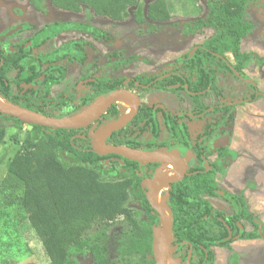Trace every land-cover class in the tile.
Masks as SVG:
<instances>
[{
	"label": "trees",
	"instance_id": "obj_1",
	"mask_svg": "<svg viewBox=\"0 0 264 264\" xmlns=\"http://www.w3.org/2000/svg\"><path fill=\"white\" fill-rule=\"evenodd\" d=\"M28 1L31 9L42 16L48 11V4L56 10L72 14H78L82 8H86L94 16L105 18L113 24L123 22L131 15L134 24L157 30L166 27L178 10L189 16L188 7L195 0H152L148 4L138 0ZM251 1L255 3L256 0H206L205 14L200 16L192 8L189 12L195 15V20L184 22L180 26L181 34L189 37L203 28H211L213 34L198 51L215 53L222 60L227 58L228 53L234 61L231 64L227 60L229 66L219 57L207 58L220 61L226 73H230V69L241 72L242 62L250 57L241 51V44L252 32V26L244 21L245 11ZM38 30L37 45L46 48L48 62L51 61L50 53H66L70 61L78 64L90 60L94 50L85 42H70L54 48L52 39L64 31L88 32L96 38L114 42L109 31L87 20L53 21ZM23 32L24 26L21 29V33ZM2 56L5 57L2 62L0 60V100L34 113L48 114L41 107L42 103L45 104L50 99L40 89L41 86H46L44 89L48 90L49 86L55 85L58 82V73L49 71L46 63V70L42 72L45 80L36 81V90L23 91L20 87H11L8 77L9 66L13 58L17 57L12 53ZM137 60L135 55L127 56L122 48H118L102 58V64L113 74ZM204 60L200 61L203 64L202 69L206 70L208 60ZM260 63L263 64V61ZM26 66V63H22V68H27ZM34 78L38 80L37 73ZM122 81V77H119V82H112L109 87L100 89V92L89 99L88 106L91 107L90 104L100 94L123 87ZM133 85L130 82V86ZM0 118L12 122L16 129L22 127L20 120L2 114ZM73 133L72 130L32 126L25 132L20 149L8 167L9 178L21 187L20 203L28 227L45 255L46 264H79L80 258L91 259L92 264H106L108 232L120 218L129 230L124 233V239L115 246V256L136 255L145 258L152 255L154 247L151 246V229L139 220L138 211L127 206L129 190L139 189V182L143 179L139 173L143 169L137 166V162L125 161L128 164L121 168L127 169L129 175L120 174L116 169L109 170L101 164L100 157L76 145L72 138ZM5 135V127L0 125V144ZM63 153L69 154L70 162L62 159ZM195 168L196 166L190 168L182 180L171 184L168 195L163 198L173 237L176 243H230L227 233L228 230L232 233L237 230L234 221L227 220L209 202L210 198L218 197L217 190L220 188L215 178L217 173L223 172V168L217 162L211 165L210 170L204 167ZM225 195L233 209L234 219L240 224L243 221L254 224V217L249 213L242 193L231 195L225 192ZM142 206L152 224H158L156 213L144 199ZM94 225L101 226L95 233H90ZM252 235L240 234L239 238L258 237L256 231Z\"/></svg>",
	"mask_w": 264,
	"mask_h": 264
},
{
	"label": "flooded vegetation",
	"instance_id": "obj_2",
	"mask_svg": "<svg viewBox=\"0 0 264 264\" xmlns=\"http://www.w3.org/2000/svg\"><path fill=\"white\" fill-rule=\"evenodd\" d=\"M191 5L195 6V1ZM205 11L206 8L204 12ZM198 12L200 14V11ZM18 14H20V12ZM39 16L43 17L42 15ZM43 25L37 28L30 22H20L11 27V29L1 31L0 60L2 62L3 57H5L2 55L9 53L15 54L17 59L13 58V61L9 66V82L11 83V87H20L23 91L30 89L36 90V87H38L37 83L45 80L42 72L46 70L47 66L49 67V71L57 72L58 82L53 86H49L48 90L46 89V93H44V91H46L44 87L46 86H41V93L45 95L48 94L47 97L50 99L45 104L42 103L41 109L48 113L44 115L52 118H72L73 115L78 114L80 110L89 107L87 104L89 99H91L96 93L100 92V89L109 87L113 84L112 82H119V77L122 76H112L113 74H110L109 69L102 64V58L113 53L120 47L116 46L115 38L112 43L108 40L96 38L88 32L68 30L59 33L52 39L54 48H59L70 42H85L86 44H90L94 50L90 60L78 64L77 62L70 61L69 56L66 53H58V55H56V53H50L51 61L48 62V54L45 51L46 48L40 44L37 45L39 41L37 32ZM23 26L24 32L21 33ZM67 32L87 35L89 39H72L56 45L55 39ZM182 36L184 39H188L191 35L189 37ZM259 37H261V39L264 37V31L260 32ZM209 38L194 45L191 50L176 58L178 62L177 66L167 68L161 73L156 71L151 74L137 75L133 78L122 77L123 81L121 83L123 87L106 92L103 95L100 94L99 97L90 104L92 106L97 99L101 97L103 98L109 93L117 90H125L126 92L135 95L138 99L135 114L123 127L112 131L111 134L104 139L105 145L132 148L146 152H174L186 165V173L184 177L188 174V170L194 168V166H196L195 169L204 167L206 170H210L211 165L216 162L223 168V172L221 171L217 173V176H224L226 174V169L234 158V151L229 149L228 145L232 135L231 126H233L237 118L235 107L237 105H251L255 103L258 99L264 97V92L258 90L257 87H255V83L252 82L243 72L252 60H256L257 58L255 53L248 52L247 54L250 55V57L242 62L241 72H236L235 70L230 69L231 74L228 73L232 77L234 76L236 81L243 83L244 87L247 88V90L243 88L244 90L241 97H232L233 94L240 90V87H228L227 79L223 77L222 74L225 70L222 68L220 61L208 59L211 56H215L222 60V57L219 55L217 56L212 52L198 51V48L202 47L203 43ZM94 43L105 45L109 49L112 47V50H108L98 57L97 47ZM62 57H64V60H61ZM201 59H205L204 61L208 60L206 70L202 69L203 64L200 61ZM257 59H260V57ZM222 61L226 62V65L229 66L227 64V58ZM22 63H26L28 69L22 68ZM263 65L264 64H262L261 67ZM55 67L58 69H54ZM79 68L81 69V73H79ZM73 70L78 71L80 74L76 77L74 82L69 81V74ZM36 73L38 80L34 78V74ZM217 80L221 81V84L225 87H218ZM36 81L38 82L36 83ZM130 82H133L134 85L130 86ZM126 85L127 87H125ZM57 87H60L61 89L58 90L56 94L52 95L51 90ZM81 87H83L82 91L80 90ZM224 95H230L231 98L223 100ZM120 107L119 104L113 103L87 126L70 129L74 131L72 138L76 145L83 150L93 152V137L103 128L121 119V116H123L122 114L125 112V108L123 109L124 112L121 113ZM201 119H210V121L202 128L201 132H198L196 136L191 137L188 131V124L195 121L198 126ZM90 132L93 134L92 137L89 136ZM97 156L100 157L99 161L101 164H104L105 167L109 168L111 171L115 169L118 170L121 166L128 164L125 163V161H134L113 154ZM62 159L66 162H70L69 154L63 153ZM134 162H137V166L143 169V171L139 173V176L143 177V179L139 182L138 190L130 188L129 198L130 195H133L138 199L137 202L140 209L133 210L138 211L139 220L143 221L147 227L151 229V246L153 247V230L154 228L158 230V236L161 226L158 214L147 201L146 193L151 186V182L155 180L153 178L154 172L163 166V164ZM149 164L154 165L150 166ZM166 165L171 167L174 166L171 164ZM121 169L123 170V173L119 172L120 174H130L127 169ZM217 176L215 180L217 179ZM169 186L167 191L163 192L162 196L164 199L168 195ZM219 188L220 189L217 190L218 197L210 199L221 200L226 206L225 210L227 211L214 209L220 214H223L227 220L234 221L237 230L234 233L228 230L227 233V240H230L231 242L226 243L225 245L221 243H186L184 241L176 243L172 231V242L168 249L165 264H222L221 257L223 253L226 254L225 262L223 264H243L245 260H247L248 264H252L249 261L252 257L245 255V253L241 251H237L234 249L233 245L235 244L234 242L238 241L245 242L246 244L255 241L264 242L263 221L257 215L252 214L254 217L252 222H254V224H248L243 221L251 226V231H246L244 228L245 225H243V223L240 224L234 219V216L232 215L233 209L225 198V192L231 195H235V193H230L222 189L220 186ZM143 199L146 200L151 209L156 213L158 224H152L151 218L146 215L142 206ZM128 208L130 207L128 206ZM141 215L145 216L147 220L141 219ZM254 231H256V234L258 235L257 238H239L240 234L253 236L252 234ZM160 235H162V233ZM159 245L160 247L162 246L161 243H159ZM106 264L156 263L154 253L152 252V255H147L145 258L136 255L119 257L114 255L113 257L108 256V262Z\"/></svg>",
	"mask_w": 264,
	"mask_h": 264
},
{
	"label": "rangeland",
	"instance_id": "obj_3",
	"mask_svg": "<svg viewBox=\"0 0 264 264\" xmlns=\"http://www.w3.org/2000/svg\"><path fill=\"white\" fill-rule=\"evenodd\" d=\"M143 1L148 4L152 0H138V2ZM205 1L195 0L197 6L190 5L188 7L189 16L178 10L170 22L165 25L166 27L151 30L144 25L134 24L131 15L125 21L113 24L104 18L94 16L86 8H82L78 14H72L56 10L48 4L47 13L40 17L31 9L28 0H0V32L11 29L20 22H30L38 28L53 21L87 20L109 31L116 40V46L123 48L125 55H135L139 58L127 68L112 75L133 78L137 75L151 74L156 71L161 73L167 68L177 66L176 58L191 50L194 45L211 37L213 31L209 28L200 30L188 39H184L180 33V26L184 22L195 20V15L189 12L192 7L200 11V16L204 15ZM19 12L20 14H18ZM244 21L252 26V32L242 40L241 51L243 53L253 52L260 59L252 60L243 72L255 83L258 90L264 92V65L261 67L262 64L260 63L261 60H264V37L262 39L259 37L260 32L264 31L263 0H256L255 3L251 1L250 6L245 11ZM72 39L88 40L89 38L87 35L67 32L56 38L55 42L56 45H59ZM94 45L97 47L98 57L104 52L112 50V47L109 49L99 43H94ZM226 57L231 64H234L230 54L227 53ZM79 73H81L80 68ZM79 73L75 70L71 71L69 81L74 82L76 77L80 75ZM222 74L227 79L228 87H240V90L232 97H241L243 90H247L244 84L236 81L234 76L232 77L225 71ZM217 83L218 87H225L221 81L217 80ZM60 89V87L53 88L51 90L52 95ZM80 90L82 91L83 87ZM230 98V95H224L223 100ZM120 106V111L123 113L125 107ZM86 110L84 108L78 114ZM235 111L237 118L231 126L232 135L228 145V148L234 151H231L234 158L228 165L226 174L224 176L218 175L216 181L222 189L230 193H242L249 212L257 215L264 224V97L251 105H237ZM78 114L73 115V117ZM209 121L210 119H201L198 126L195 121L188 124L190 136H196ZM0 125H4L6 130V135L0 144V264H46L45 255L33 232L28 227L26 215L20 203L21 187L8 176L9 164L19 151L27 131L26 124L22 122L21 129H16L12 122L0 118ZM170 167L169 165L161 166L154 172L153 178L156 179V177L165 174ZM118 171L123 173L121 168ZM167 189L168 187H165L156 194L159 204L162 206V195ZM137 200L136 196L130 195L128 206L132 209H140ZM209 201L215 209L225 210L226 206L221 200L209 199ZM141 219L147 220L143 215H141ZM242 223L245 225L246 231H251L250 225ZM100 226L94 225L90 233H95ZM126 230L128 228L121 219H118L110 228L107 240L109 257L115 256V246L124 239ZM157 232L158 230L154 228L153 237L158 234ZM234 243V249L252 257L249 260L252 264H264V242L255 241L246 244L238 241ZM225 255L223 253L221 257L222 264L225 262ZM79 264H92V260L80 258ZM243 264H248L247 260Z\"/></svg>",
	"mask_w": 264,
	"mask_h": 264
},
{
	"label": "water",
	"instance_id": "obj_4",
	"mask_svg": "<svg viewBox=\"0 0 264 264\" xmlns=\"http://www.w3.org/2000/svg\"><path fill=\"white\" fill-rule=\"evenodd\" d=\"M121 97H127L133 101L134 104L133 110L129 113V115L126 118L121 120L119 119L118 121L111 123L109 126L100 130L93 137L92 151L100 156L113 154L122 158L130 159L138 162H144V163H162V164L168 163L174 165L178 169V173L172 178L163 181H156L155 179L153 182H151V186L149 187L146 193V198L148 203L159 216L161 231L163 232L164 235V244L161 250H159L158 248L159 243H158L157 234L154 237L153 247H154L155 263L165 264L168 255V249L170 247V243L172 242V226H171L170 218L164 206L157 203L154 197L160 189L168 187L170 184L176 183L183 179L186 173L185 163L174 152L173 153L172 152L165 153L159 151L146 152L141 150H135L132 148L117 147V146L104 144V139L107 136H109L112 131L118 130L121 127H123L126 124V122L129 121L132 118V116L135 114L138 105V99L135 95L130 94L125 90L113 91L108 95L104 96L103 98L97 100V101H101L102 103L99 105V107H97V109H95L88 117H85L84 119H76V117L79 114L72 118H64V119L52 118L46 115L28 111L26 109H22L18 106L8 103L5 104L0 103V114L24 122L28 130H30L32 126L48 127L53 130L54 129L70 130V129H77L80 127L87 126L90 122L95 120L102 112H104L107 107L115 103ZM89 136L92 137L93 134L90 132Z\"/></svg>",
	"mask_w": 264,
	"mask_h": 264
},
{
	"label": "bare ground",
	"instance_id": "obj_5",
	"mask_svg": "<svg viewBox=\"0 0 264 264\" xmlns=\"http://www.w3.org/2000/svg\"><path fill=\"white\" fill-rule=\"evenodd\" d=\"M0 103L5 104V102H3L1 100H0ZM101 103L102 102H100L97 105H93V107L88 109L82 116H80V117H78L76 119H84L85 117H88L95 109H97V107H99V105ZM115 103H117L119 105H123L125 107V112H124L123 116H121L122 117L121 119L126 118L129 115V113L133 110V107H134L133 101L130 98H127V97H121ZM163 165H166V164H163ZM177 173H178V169L175 166H172V167H170L168 169V171L165 174H162V175L156 177V181L167 180V179L172 178L173 176H175ZM156 197H157V195H155V197H154L155 201L157 203H159L158 197L157 198ZM161 233H162V235H160ZM159 235H158V243H161L162 246L160 247V245L158 244V248H159V250H161L162 247H163V244H164V235H163V232L161 230H160Z\"/></svg>",
	"mask_w": 264,
	"mask_h": 264
}]
</instances>
